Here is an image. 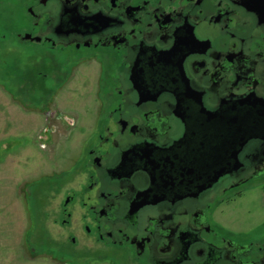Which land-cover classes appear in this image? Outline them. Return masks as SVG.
Returning a JSON list of instances; mask_svg holds the SVG:
<instances>
[{"label": "flooded vegetation", "instance_id": "obj_1", "mask_svg": "<svg viewBox=\"0 0 264 264\" xmlns=\"http://www.w3.org/2000/svg\"><path fill=\"white\" fill-rule=\"evenodd\" d=\"M10 6L0 54L36 57L29 86L100 78L43 204L49 264H264V0Z\"/></svg>", "mask_w": 264, "mask_h": 264}, {"label": "rangeland", "instance_id": "obj_2", "mask_svg": "<svg viewBox=\"0 0 264 264\" xmlns=\"http://www.w3.org/2000/svg\"><path fill=\"white\" fill-rule=\"evenodd\" d=\"M3 1L4 8L19 2ZM20 1L24 8L28 0ZM4 8L0 23L9 13ZM13 52L0 54V264H49L48 257L39 253L46 243L43 204L56 179L70 173L72 157L99 114L94 106L101 93L100 78L86 75L93 74L94 65L82 67L85 80L78 73L69 77L64 63L59 77L55 72L54 77H43L46 70L38 66L35 89L19 72L28 74L36 57ZM48 64L44 63L47 73ZM93 85L97 95L87 89ZM242 204H246L242 210L254 206L249 200Z\"/></svg>", "mask_w": 264, "mask_h": 264}]
</instances>
